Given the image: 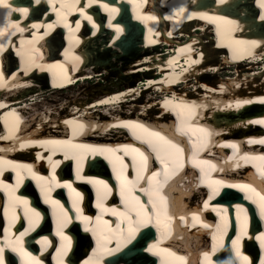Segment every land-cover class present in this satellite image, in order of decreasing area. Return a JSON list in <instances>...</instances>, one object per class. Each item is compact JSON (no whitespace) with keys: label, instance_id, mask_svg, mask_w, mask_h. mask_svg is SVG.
Listing matches in <instances>:
<instances>
[{"label":"bare ground","instance_id":"1","mask_svg":"<svg viewBox=\"0 0 264 264\" xmlns=\"http://www.w3.org/2000/svg\"><path fill=\"white\" fill-rule=\"evenodd\" d=\"M122 1L123 3H121ZM126 1L120 0L116 4H109L103 0H39L38 3L37 0H8L9 7L0 8V88H13V94L15 95L11 102L8 94L0 96V125L2 124L5 130L4 140H14L19 136V132L27 126L28 129L25 131L26 140H33L39 134L35 133L34 127L36 129L46 128L42 126V123L46 121L49 124H56L54 118L57 115L56 119L62 122L60 123L62 127L60 141L57 142L56 138H51L56 144L47 148L41 146L35 152L41 155L43 151L52 149L58 155L52 158V163L47 162L46 158H44L46 163L41 162L44 166L43 172L46 171L45 174L48 170L56 172L63 165H65V168L71 166L72 162L67 161L70 158L73 160L78 159L81 164L86 159H91V157H99V159L105 161L106 165L104 166L97 164L98 162L90 166L99 170L96 177L85 172L80 176L76 174L74 182L69 183L68 188L72 191L73 199L83 200L86 203L90 194L85 193L84 184L77 189L76 182L87 183L98 189L110 188L109 185H112V182L108 177H99L100 174L106 173V166L108 171L113 172L116 178L114 183H117L118 186L122 184V180L117 177L115 168L113 169L114 166L124 171V168L129 167L128 162L131 161L136 164L134 167L137 168L134 169L138 174L137 179H143L146 176L145 162L149 163L151 160L145 152L147 146L145 148L141 145L135 147L129 143L124 144L125 131L118 130V128L126 129L131 138H138L148 143V148L155 152L156 158L158 157L159 164L165 167L163 172H160L159 169L154 170L152 181L148 183L151 188L155 189L156 196H162L163 191L160 190L164 185L169 189L175 187L180 189L177 191L175 199L181 203L180 200L187 199L197 189L205 188L209 194L207 208L210 207L214 214L220 218V222H216V232L223 234L227 230H236L239 235L234 237L232 241H225H229L232 245L241 243L240 246H242L245 244L249 255H258L256 264H264V216L261 215V207L264 205V201L260 199L264 195L262 194L263 188L258 185L256 187L258 194L255 197L251 194L248 196L249 201L260 210L258 219L262 220V224L258 225L251 221L246 225L236 219L238 225L235 228L232 226L233 222L229 216H237L241 205L234 201L232 207H230L227 203L223 204V202L234 194L229 188L236 191H248L250 186L235 181L221 182L219 185L220 179L227 180L229 176L234 177L237 173V175L245 173V164L252 166L254 169L255 167L259 169V165L244 162L243 160L246 159L242 157L231 158L232 156H228L227 163L225 161H220V163L226 164L229 170L222 172L220 163L200 153L205 131L213 126V123L209 125L205 123L210 116L215 114L213 117L217 120L227 121L235 116L238 110L241 112L247 111V107L243 103H264V85L261 88L250 87L252 84L259 86L264 82V72L260 73L261 68L264 70V64L257 63L262 59L260 53L264 49L263 31L255 30L253 35L248 33L253 28L252 25L264 23V0H130V6L125 4ZM15 2L19 5H15ZM142 3L156 4L154 7L148 8V11H152V8L154 11L148 14V11L142 8ZM42 5L48 7L49 13L54 17L53 19L49 18L47 14L41 16L38 8ZM34 6L36 8H33ZM127 6L129 7L130 16L123 17L126 22L123 19L111 21L115 13L125 11ZM88 7H93L90 9L91 12L99 8L100 14L106 13L105 24L99 26L98 23H95L93 13L85 11ZM257 8L262 12H258ZM72 12L75 15L73 17L69 15ZM88 14L93 16H88ZM66 15L67 20L62 22L60 18ZM95 18L97 17L95 16ZM123 23L131 29L128 33L123 30ZM160 24H162L161 28H159ZM140 30L142 35H144L143 30H146L148 37L140 38L139 43L136 44ZM149 32H152L151 35H149ZM94 34H96V37L92 38L91 36ZM181 35L186 36V38L182 41L177 40L176 38ZM168 44L174 45L176 48L161 54L162 46H168ZM234 47L239 50L250 48L251 54L248 55L250 60L254 61V65L250 64L249 69L259 67L260 70L250 69L247 76L246 73L240 74L244 69V65L233 66V70L226 69L235 61V58L233 55L227 56L224 50ZM97 50L101 55L100 60L93 59L89 55L90 52ZM8 51H11V56L19 64L17 70L10 71L15 68V62H13ZM116 62H120V67L115 66ZM65 65H69V69ZM72 71H76V74L73 75ZM157 73H161L162 77L159 79L153 78ZM221 73L224 77H221ZM235 73L241 76L239 79L233 80ZM43 74L46 75L52 85L56 83V86L60 88L72 83L73 87H77L74 86L76 81L87 80L83 81L85 83L82 82L83 84L78 85L75 96L69 98L67 105L59 109L54 106L60 100L49 99L48 93L55 94L60 90L56 88L52 91L50 86L43 82ZM53 74L56 75L54 83H52L51 78ZM135 75H145V77L140 76V81L133 86H127L132 83L128 79L126 87L124 86L121 89H116L119 84L115 82H110L115 88L103 89V92L102 88H100L101 92L97 91V88L96 92L88 89L93 86L99 87L101 82L111 80L113 76L120 83L121 80ZM239 81L240 85H236V82ZM162 83H176V86L168 89V97H164L162 101H155L152 93L155 89L163 91ZM243 91H250V97L240 99L239 96ZM93 92L95 93L92 94ZM97 93L100 95L95 96ZM140 94V97H143L141 98L142 101L137 100L135 102ZM224 95H234L238 102H232L230 97L223 99ZM163 96L164 94L160 99ZM43 105L47 108L39 110ZM32 106H36V110H33ZM122 106L127 107V111H123ZM159 107L170 110L176 118L173 117V120H171L164 111L160 112L157 109ZM111 109H120V114L112 113L110 118L107 119H100L96 116H100L104 112L109 113ZM193 109L199 110V115L191 121L190 118L193 117L191 111L193 112ZM204 109L208 110L204 112ZM137 112L141 113L142 118L149 120V122L137 121L136 118L139 116ZM158 112V116L161 115V118L154 125L152 114ZM128 115L132 117H128ZM254 122L259 123L258 119H255ZM171 125H173V129H171ZM242 125L236 128L250 129V127L244 126L245 123ZM87 130L93 131V136L98 135L99 132L105 134L102 136L100 145L95 146L92 141L82 142L85 141V136L90 135V133L84 134ZM209 131L213 134L217 133L211 129ZM175 133H179V135L175 140L171 139L170 137L175 136ZM106 135H114L112 139L118 138L116 139L118 142L115 145L110 144L111 139ZM183 141L188 146L191 144L195 148H187L183 152L193 155L190 164L199 173L197 179L193 178V171L189 173L188 169L184 173L181 170L185 162L180 158L177 149H184V147H180ZM172 145H175V147H172ZM4 146L5 143L2 142V134H0V150H4ZM17 146L20 148L29 147L24 141H19ZM220 146L233 152L236 151L238 144L221 141ZM16 151H19V148L13 150V152ZM237 154L240 153L237 152ZM25 155H28L27 150ZM196 155H203V157L198 159ZM224 158L226 157L224 156ZM109 160L112 162H109ZM204 161H207V163H203ZM7 163L8 167H0V178L3 184L7 183L6 179L3 178L8 177L7 174L4 176L5 170H13L12 173L14 174V170L19 171L14 162L9 160ZM169 164H172L171 167H168ZM261 171L258 170L255 176L264 181V176L260 174ZM200 172H203V174H200ZM208 173L211 175L209 176ZM253 173L255 172L253 171ZM204 174L208 176L205 177ZM213 175L220 178L217 179L218 182H212ZM125 179L131 182L133 186L124 185V190L130 192L128 197L123 195V199H120V209H116V211L123 213V215L119 220L114 219L116 222L118 221L114 228H109L103 224L101 217L80 215L77 219L82 221L81 228L72 225L70 218L68 222H65L59 217V221H53V231L58 229L65 231L62 233V239L57 240H62L64 243L59 253L57 249L52 254L50 252L49 260H54V264H69V260L78 257L79 254L77 253L82 251L84 246L89 244L93 246V238L97 237L99 240L96 242L97 244L108 246L92 248V252L84 258L81 257V260L77 261L76 264H134L136 262H139V264H152V260L146 263L144 258L147 256L160 258V255L163 260L158 264H183V260L178 259L173 251L165 246H160L165 241V235L161 229L166 228L167 225L158 226L154 221L143 220L146 214H143V208L139 207L143 204V201L137 190L146 194L145 189L142 187L144 183H139L134 177ZM31 180L36 181L33 178ZM23 181L24 179L20 182ZM245 182L257 184L252 174H248ZM36 183L37 185L40 183L45 185L43 179L41 181L37 180L34 184ZM245 185L248 187L242 188ZM242 194L245 195L243 192ZM6 195V191L0 192V205H2V199L6 198ZM162 197L164 199L155 200L154 204L158 203V206L169 208L170 203L165 199L166 196ZM9 199L13 200V197L11 196ZM212 200L214 201L211 202ZM94 202L101 203V199L96 198ZM134 203L137 205V210L130 213L129 209L133 208ZM148 204H151L150 199ZM8 206L11 205L8 204ZM33 207L40 209L36 202H33ZM100 207L105 212L104 216L108 215L110 217L111 213H116L114 209L106 212L108 209L106 205ZM89 208L90 205L85 206V210ZM157 210L159 209H155L154 213H159ZM181 212V210H177L171 215L182 216ZM34 213L39 214L38 212ZM60 214L63 215L61 211L59 216H61ZM13 216H15L13 217L15 219L16 215ZM203 216L205 220L209 221L212 218V213L205 212ZM243 217L245 221L248 220L244 215ZM152 219L154 220V217ZM186 219L187 217L184 218V220ZM103 220L105 221V219ZM108 222H113V220ZM134 222H136V225H134ZM166 222H168V216ZM126 223L131 224L122 232V224ZM213 223L214 221H211V224ZM69 226L71 227L68 231L66 228ZM146 227L152 229L154 235L152 239L147 237L150 229ZM42 229L45 231V237L42 238L32 236L33 238L29 237L24 242L22 236L13 241L4 236L2 241L11 242L12 245L8 244L7 246L11 249L9 250L11 256L14 255L16 257L14 259L23 261V264H46L45 258L48 257L49 253L44 256H40V254L46 252L45 250L47 252L51 250L52 246L47 243L48 239L52 241L50 242L53 246H55V242H53L51 236L50 226L44 223ZM248 230H253L254 233H248ZM30 232L28 231L26 234ZM76 232H83V235L88 234L89 239L85 241L82 236L73 238L72 236ZM107 237L108 241H114L117 238L118 241L114 245L105 244V238ZM215 237L220 238L221 235ZM251 237L259 244L258 254L255 252L257 251L256 248L253 249L254 244L248 240ZM74 239L77 240L72 244ZM30 241L32 243L39 241V253L30 254V251L37 252L36 247L25 246ZM220 242L221 240L211 239L213 246L218 245ZM181 243L184 242L181 241ZM18 245H20V248H18ZM3 249L4 247L0 243V258H8ZM136 249H139V251ZM69 252V259L68 257L65 259ZM121 253L124 258L123 261H112L110 259L111 257L117 259L116 255ZM183 253L188 255L185 258L188 259L192 251H184ZM29 254L32 256L33 262L26 259ZM224 255L220 256V262L221 264H228L226 255ZM251 258L247 257L246 260L241 262L232 261L235 264H247V259L251 260Z\"/></svg>","mask_w":264,"mask_h":264},{"label":"rangeland","instance_id":"2","mask_svg":"<svg viewBox=\"0 0 264 264\" xmlns=\"http://www.w3.org/2000/svg\"><path fill=\"white\" fill-rule=\"evenodd\" d=\"M127 46V45H126ZM160 51V50H159ZM154 52V51H153ZM89 55H90V57H92L93 59L94 58H96L97 60H100L101 58V55L99 54V52H98V50L97 51H92V52H90L89 53ZM112 60V59H111ZM114 60V59H113ZM120 62H116V67H120ZM92 69H94L93 67H92ZM90 70V69H89ZM222 72V71H221ZM220 75H222L221 77H224V75L221 73ZM140 76H142V77H145V75H135L134 77H129V78H125V79H123V80H121L120 81V83H118L117 82V78L116 77H111V80H108V81H103V82H101V84H100V86L99 87H97V86H93V85H91V86H93V87H89L88 89L91 91V90H93V91H95L96 92V90L97 91H99V92H101V89L100 88H102V92H103V89L104 90H107V89H112V88H115L114 86H113V84L111 85L110 84V82H115V83H117V84H119V86L116 88V89H121V88H123L124 86L126 87V83L128 82L127 80L129 79V80H131V82L132 83H129L127 86H133V85H135L136 83H138V81H140V79H141V77ZM220 77V76H219ZM220 77V78H221ZM113 78V79H112ZM145 80V79H144ZM102 81V80H101ZM83 83H85V82H83ZM82 83V84H83ZM88 83H89V81H88ZM87 83V84H88ZM90 83H92V82H90ZM87 84H84V85H87ZM145 84V83H144ZM88 85H90V84H88ZM103 85V86H102ZM108 86V87H107ZM111 88H110V87ZM77 88H78V86L77 87H73V88H70V89H66V90H64V91H58V93H55V94H51V93H48V98L49 99H54V100H60V101H58L56 104H55V108H61L62 106H64V105H67L66 103L68 102V99L69 98H72V97H74L75 96V94H76V90H77ZM97 88V89H96ZM100 89V90H99ZM95 92H93L92 94H94ZM26 93H28V92H26ZM50 94V95H49ZM98 95H100L99 93H97L95 96H98ZM155 100V99H154ZM61 103V104H60ZM65 103V104H64ZM33 107V110H36V106H32ZM44 108H47L45 105H43L42 106V108L41 109H39V110H42V109H44ZM57 116V115H56Z\"/></svg>","mask_w":264,"mask_h":264},{"label":"snow or ice","instance_id":"3","mask_svg":"<svg viewBox=\"0 0 264 264\" xmlns=\"http://www.w3.org/2000/svg\"><path fill=\"white\" fill-rule=\"evenodd\" d=\"M39 2V0H37V3ZM9 4H8V0H0V8H8ZM23 11V10H22ZM172 147H175V145H172ZM177 151H179V149H177ZM203 163H207V161H204ZM262 176H264V171H261L260 173ZM248 186H242V188H247ZM261 201H264V195H262L260 197ZM261 215L264 216V205H262L261 207Z\"/></svg>","mask_w":264,"mask_h":264},{"label":"water","instance_id":"4","mask_svg":"<svg viewBox=\"0 0 264 264\" xmlns=\"http://www.w3.org/2000/svg\"><path fill=\"white\" fill-rule=\"evenodd\" d=\"M133 27H134V26H133ZM129 29H130V28L127 27V31H126L127 33H128V31H129ZM136 29H137V28H136ZM130 30H131V29H130ZM134 30H135V29H134ZM130 32H131V31H130ZM132 32H133V31H132ZM137 32H138V31H137ZM137 32H136V33H137ZM138 43H139V33H138V35H137V42H136V44H138Z\"/></svg>","mask_w":264,"mask_h":264}]
</instances>
